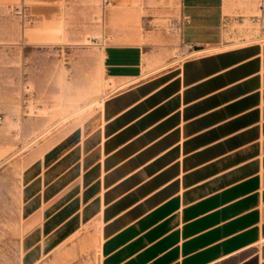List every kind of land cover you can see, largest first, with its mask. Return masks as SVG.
Masks as SVG:
<instances>
[{
  "label": "crops",
  "instance_id": "crops-1",
  "mask_svg": "<svg viewBox=\"0 0 264 264\" xmlns=\"http://www.w3.org/2000/svg\"><path fill=\"white\" fill-rule=\"evenodd\" d=\"M136 1L154 29L180 17L191 54L153 68L141 9L111 0L127 34L103 46L109 93L33 160L32 203L48 226L64 220L49 235L93 223L99 264H264V41L232 46L246 35L227 27L264 15V0ZM68 11L0 0V45L63 42Z\"/></svg>",
  "mask_w": 264,
  "mask_h": 264
},
{
  "label": "rangeland",
  "instance_id": "rangeland-1",
  "mask_svg": "<svg viewBox=\"0 0 264 264\" xmlns=\"http://www.w3.org/2000/svg\"><path fill=\"white\" fill-rule=\"evenodd\" d=\"M109 2L68 0L61 30L65 37L62 32L57 37L63 42L0 45V264L100 262L102 236L93 223L76 220L49 235L64 220L49 227L39 205L32 203L38 186H32L31 164L49 144L93 114L109 93L101 67L103 46L127 34L112 25ZM23 4L16 6L29 34L32 21ZM131 6L141 9L136 31L146 43L149 65L163 68L191 54L182 43L181 27L175 29L180 17L173 16L165 29H154L147 14L140 17L143 1L132 0ZM238 20L227 27L246 37L236 36L232 46L264 41L259 24Z\"/></svg>",
  "mask_w": 264,
  "mask_h": 264
},
{
  "label": "built area",
  "instance_id": "built-area-1",
  "mask_svg": "<svg viewBox=\"0 0 264 264\" xmlns=\"http://www.w3.org/2000/svg\"><path fill=\"white\" fill-rule=\"evenodd\" d=\"M106 3H110L109 0H106ZM27 20H29V18H27ZM238 21H240L241 23L244 22L243 19H239ZM251 21H252V24L254 26H256V24H259V26H260L259 28L260 29H264V16H263V14L255 16ZM182 24H183V20L182 19L180 21H177L175 23V29L181 27Z\"/></svg>",
  "mask_w": 264,
  "mask_h": 264
}]
</instances>
